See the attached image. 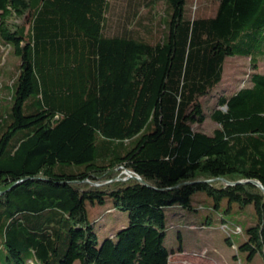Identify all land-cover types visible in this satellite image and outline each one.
Returning a JSON list of instances; mask_svg holds the SVG:
<instances>
[{"label":"trees","instance_id":"obj_1","mask_svg":"<svg viewBox=\"0 0 264 264\" xmlns=\"http://www.w3.org/2000/svg\"><path fill=\"white\" fill-rule=\"evenodd\" d=\"M214 2L201 15L185 0H0V41L18 57L0 99L9 264H168L164 210L192 209L195 192L205 223L223 200L251 206L237 249L264 264V0ZM229 56L249 58L248 83L209 97ZM206 117L210 133L193 127ZM106 197L128 222L98 245L86 202Z\"/></svg>","mask_w":264,"mask_h":264},{"label":"rangeland","instance_id":"obj_2","mask_svg":"<svg viewBox=\"0 0 264 264\" xmlns=\"http://www.w3.org/2000/svg\"><path fill=\"white\" fill-rule=\"evenodd\" d=\"M187 6L191 13L202 15L211 13L215 2L214 0H185V7ZM124 8L125 5L121 2L111 3L110 25L114 24L118 16L124 12ZM162 9V4H158L154 8V14H157L155 17L162 14ZM145 11L146 9L140 8L138 15H143ZM242 37L243 35L235 42H239ZM256 54L254 53V56L259 59L257 71L264 73V60H261V56ZM16 63H18V57L10 51L6 44L0 41V99L5 103L10 97L11 78L15 74ZM250 70L249 58L229 56L224 66L223 80L209 97H215L224 88V85L226 90H234L246 85ZM207 101L208 105L212 104L211 98ZM193 127L210 133L214 128V123L206 117L202 123L193 124ZM123 172L125 173V170ZM191 203L192 209H182L172 205L164 210V245L168 250H173L169 256L168 264H263L260 254L257 253L251 259H246L245 254L237 249L239 243L244 239L245 227L252 222L249 214L251 206L240 210L233 204L231 212H223L221 210L226 207L225 200H223L220 210L213 211L211 219L205 223L206 208L210 206V200L203 192H195L191 195ZM110 205L109 197H106L102 203L86 202L87 217L93 225L98 245L104 237L114 234L128 222L127 211L111 208ZM222 222L228 226L226 229H222ZM236 224L242 227V231H233ZM226 238L231 244L226 242ZM178 247L182 252H177ZM202 250L204 253L199 254ZM0 264H9L6 259V251L3 248H0ZM72 264H78V262L75 260Z\"/></svg>","mask_w":264,"mask_h":264},{"label":"water","instance_id":"obj_3","mask_svg":"<svg viewBox=\"0 0 264 264\" xmlns=\"http://www.w3.org/2000/svg\"><path fill=\"white\" fill-rule=\"evenodd\" d=\"M125 173L127 174V176H131V173H130V171H128V170H125ZM256 184H260L259 182H255Z\"/></svg>","mask_w":264,"mask_h":264}]
</instances>
